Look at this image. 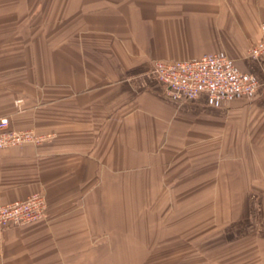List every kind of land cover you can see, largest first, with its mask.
Listing matches in <instances>:
<instances>
[{
	"label": "crops",
	"instance_id": "1",
	"mask_svg": "<svg viewBox=\"0 0 264 264\" xmlns=\"http://www.w3.org/2000/svg\"><path fill=\"white\" fill-rule=\"evenodd\" d=\"M264 0H0V264H264ZM225 55L253 99L171 98L154 61Z\"/></svg>",
	"mask_w": 264,
	"mask_h": 264
},
{
	"label": "built area",
	"instance_id": "2",
	"mask_svg": "<svg viewBox=\"0 0 264 264\" xmlns=\"http://www.w3.org/2000/svg\"><path fill=\"white\" fill-rule=\"evenodd\" d=\"M260 37L247 50V57L264 55V22L259 27ZM151 73L173 99L186 102L205 94L210 100L234 98L253 99L259 87L253 75L239 70L225 55L206 54L184 61H154ZM49 136L32 130H14L6 117H0V150L23 144L38 145ZM47 202L41 192L23 200L0 205V233L12 227H22L45 217Z\"/></svg>",
	"mask_w": 264,
	"mask_h": 264
},
{
	"label": "rangeland",
	"instance_id": "3",
	"mask_svg": "<svg viewBox=\"0 0 264 264\" xmlns=\"http://www.w3.org/2000/svg\"><path fill=\"white\" fill-rule=\"evenodd\" d=\"M246 56H247V54H246ZM36 133V132H35ZM37 134V133H36ZM39 135H42V134H39Z\"/></svg>",
	"mask_w": 264,
	"mask_h": 264
}]
</instances>
